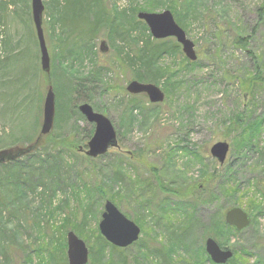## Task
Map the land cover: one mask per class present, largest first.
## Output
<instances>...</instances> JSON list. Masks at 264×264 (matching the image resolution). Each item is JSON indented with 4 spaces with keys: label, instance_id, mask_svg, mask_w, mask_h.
I'll return each instance as SVG.
<instances>
[{
    "label": "rangeland",
    "instance_id": "rangeland-1",
    "mask_svg": "<svg viewBox=\"0 0 264 264\" xmlns=\"http://www.w3.org/2000/svg\"><path fill=\"white\" fill-rule=\"evenodd\" d=\"M9 1L0 0V3ZM42 1L43 28L48 50L50 47L51 85L40 72L32 77L37 72H34L36 47L39 70L41 65L31 0H18L17 6H12L2 20L0 14V60L21 51L26 53L15 65L13 61L4 64L0 73V159L6 161L7 157L20 156L39 137L48 87L58 88L62 96V111L56 106L53 131L40 140L41 158L35 165L37 168L39 163L47 162L43 166L42 186L34 193L33 189L28 190L32 194L27 199H19L12 181L16 168L5 169L4 161L0 163L3 197L0 264H68L66 236L70 231L86 243L90 252L88 264H214L206 253L208 238L233 252L236 261L227 264H244L248 254L251 262L264 264V198L246 186L254 179H262L261 169H255L264 163L240 148L237 134L229 140L223 138L230 118L241 113L247 122L264 117V86L254 95L248 92L247 95L240 84L255 73L256 63L264 70V23L258 20V9L264 0H203L207 19L202 17L193 24L186 19L182 27L198 54L194 70L186 69V61H190L182 49L181 53L162 61L157 82L152 84L164 92L165 101L154 107L147 96L139 95L134 100L144 104L145 109L135 108L132 114L117 108L122 99L119 92L123 93L124 89L127 93V86L135 80L134 71L117 63L123 50L113 35L115 28L108 26L89 48L75 50L71 57L62 52V42L57 37H49L47 29L57 24L59 15L53 0ZM104 3L115 26L127 33L131 44L143 38L147 40L150 35L138 24L140 12L166 11L162 8L164 0H104ZM92 17L93 14L91 20ZM218 26H222V34L217 31ZM240 34L251 39L248 53L233 43L234 37ZM103 40L110 49L107 55L99 51ZM110 63L114 65L111 67ZM96 64L106 66L100 77L92 74ZM179 68L186 69L187 79L181 89L169 94L171 89L167 84L178 82ZM233 77H239L240 82ZM70 78L94 82L93 92L89 94L94 98V105L89 104L110 119L117 131L119 149H111L96 159L79 151L81 147L87 148L95 127L78 110L85 95L68 93L71 84H78L75 80L76 83H70ZM55 138L66 139L59 142L64 147L51 145L58 143ZM68 141L74 142L68 144ZM224 141L230 144V152L224 168H220L210 150L214 144ZM55 167L60 171L59 178L53 175ZM117 169L124 172V182L112 180ZM212 176L216 177L217 184L207 183ZM138 179L150 186L145 194L136 186ZM231 179L238 181L241 193L232 198L224 191L220 195L218 182L228 183ZM31 180L35 182L34 178ZM56 188L57 197L50 198ZM192 194L197 201L187 203ZM107 201L141 229L138 244L128 248L123 259L110 247L100 246L98 225ZM179 206L192 208L200 226L190 223L183 231V214L176 212ZM233 207L244 210L252 220L251 226L240 233L218 226L221 215L225 218ZM11 231L20 235L14 236ZM11 246L14 253L8 254L6 260L2 252ZM157 248H162L165 260L152 251Z\"/></svg>",
    "mask_w": 264,
    "mask_h": 264
},
{
    "label": "trees",
    "instance_id": "trees-1",
    "mask_svg": "<svg viewBox=\"0 0 264 264\" xmlns=\"http://www.w3.org/2000/svg\"><path fill=\"white\" fill-rule=\"evenodd\" d=\"M164 1H165V4L162 5V8L166 10H170L175 17L176 22L181 27H183L187 23V20L193 24L197 19L206 17L204 13V10H206V8H205V3L203 2V0H164ZM18 3H19L18 0H10L7 3H0L1 20L4 18V14L7 13V11L10 10L12 6L16 7ZM53 3L57 9V15H59V17H57L56 19L57 24H54L51 30L47 29V33L50 38L53 37V35L57 37L62 42V46H63L62 52L64 53L66 52V54L71 57L73 56V52L76 53L77 50H79L80 48L82 49L89 48L92 45V42L94 41V39L98 37L99 33L102 31H106V28L108 26H110L111 28L112 27L115 28L113 31V35L117 38L118 42L121 43L122 45L123 52L120 55H118L117 63L120 65L121 68H127L131 72L134 71L133 79L139 82L156 83L157 78L160 74L159 73L160 70L158 66L162 63V61L168 60L170 56L181 53V46L176 42L175 39L155 40L149 34H148L147 40L143 38V39L138 40L136 44H131L129 42V37L127 33L121 27L115 26L113 17L111 16L110 12L106 9L104 0H53ZM92 14H93V17L91 20ZM258 16H259V19H258L259 22L264 23V1L258 9ZM206 19L207 18H205V20ZM138 24L143 25L146 31L149 32L144 22L140 21ZM217 31L220 34H222L223 33L222 26H218ZM57 32H58V36H56ZM30 34L32 36V42L33 44H35L34 35L32 32H30ZM250 40L251 39L249 37H244L243 35L240 34L234 37L233 43L234 45L240 47L241 49L245 50L248 53L249 51H247V48L249 47ZM36 50H37V54L34 57V63H35L34 72L36 71L37 72L32 77H36L37 76L36 74L40 72L42 73V76L45 79L46 83L48 85H51L50 80H51L52 75L45 74L42 71V68H40L39 70L38 47H36ZM49 51H50V47H49ZM22 55L25 58L26 53H23V51H21L14 56L12 55L6 56L4 59L0 60V73L4 70V64L6 65L7 63L13 61L15 65L16 63H18V59H20ZM88 55H90V53H88ZM184 61H186L185 58H184ZM186 64L189 67V69L188 67L186 68L188 71L194 70L195 62L193 63V62L186 61ZM257 64L258 63H256L257 68H256L255 73H253L250 78L246 79L245 77V81L240 82L239 77L232 78L233 80H237L240 82L241 87L246 92V94L248 92L249 94L254 95L255 91L259 87L264 86V70H262L260 65H257ZM40 65H41V61H40ZM109 65H111L112 67L114 63H110ZM95 67H96V71L92 72V74H96L98 75V77H100L101 76L100 72L102 71V69H105L106 66H101L99 64H96ZM186 69H183V70L180 69L178 75L176 76L178 78V82L176 84H174L173 82L170 84H167L169 89H171V92H169V94L170 93L174 94L177 92V90H179V88L181 89L182 84L185 83L187 79ZM74 80L70 78L69 82L70 83L78 82V84H76L75 86L71 84L70 88H68V90L70 91L68 93L70 95L72 94L80 95V97H82V93H83V96L84 95L85 96L83 97L84 99L81 101V103L93 104L94 98L92 96L90 97L89 94H92L93 92V89H91V87H94L93 85L94 82L91 83L89 79H86V78L75 80L76 82ZM122 91L123 93L119 92V96L122 99L119 105H117L118 109H122V111H128L130 114L134 113V111L136 110L135 108L140 109V110L145 109L144 104H141L137 102L136 100H134L135 97H138V96L128 97L127 95L129 94L124 92V89H122ZM54 92L56 94L57 109L61 112L62 109L60 106V98L62 96L60 95V91L58 88H55ZM155 106L156 105H154V107ZM75 112L78 116H80L78 110H75ZM244 118H245L244 113H241L234 118L233 117L230 118V123L228 125V128H226L227 129L226 134L223 136V138H225L226 140L227 139L229 140L233 134L234 135L237 134L239 136L238 140L241 141L240 148L250 151V153L256 155V157L260 158V160H262V162L264 163V117H259L252 122H247L245 121ZM144 124L145 126H147L146 125L147 123H144ZM239 131L240 133H236ZM55 140L58 143H53L51 145H60V147H64L63 146L64 144L61 145V143L59 142H62L63 140H66V139L55 138ZM73 142L74 141H68V144H72ZM42 146H43L42 144L37 143V139H36V141L31 143L29 147H27L26 149H23L24 151L20 154V156L18 157L16 156L13 158H11L12 156L7 157L6 161L4 162V164H6L4 167L5 169L11 168V167L16 168L15 170L16 172L13 174L14 180L12 181H13V184L16 185V192L18 193L17 195L19 199L26 198L27 195L30 196L40 187V185L42 186L43 184V181H42L43 166L47 162L39 163L37 168L35 165L38 162H40L41 155L38 150ZM184 150L188 154L192 153L191 151H188L186 149ZM35 157L37 160L33 162L31 159ZM54 163L57 164L56 159ZM220 168H224V166ZM259 169H261V172L263 173L262 179H259V180L254 179L248 182V184L246 185L248 188L247 187L246 188L250 190L251 192L253 191L258 196H261V198H264V166L256 167L255 170L258 171ZM59 172L60 171H58V169L56 168L55 173L53 175L58 176ZM33 178L35 179V182H32L31 179ZM57 178H59V176ZM124 178H125L124 172L121 169L120 170L117 169L113 173L112 180L117 181V182H124L125 181ZM213 179L215 181H212ZM232 179L228 181L229 185H227L228 183L226 182L225 183L222 181L218 182V184H220L219 186L220 190L218 191L220 195L222 194L221 191L222 192L224 191L226 196L232 198V196L241 193V189H240L241 187L238 184V181H236L235 179L234 180ZM211 182H214V184H217L216 183L217 180L215 176H212L211 180L208 181L207 183L211 184ZM137 183L138 184L136 186L138 187L139 190H141L139 192H144L143 194H145L147 189H149L150 187L149 184L146 183V181L141 182V180L139 179L137 180ZM225 186H227V188ZM31 189H33L32 193L28 191ZM58 191L59 190L56 188L53 191L52 196H50V198L52 197L56 198ZM176 194H179V191ZM185 195L186 194L182 196L185 197ZM255 197L257 198L256 195ZM196 198L197 197L194 194H192V196L188 198L187 203H190L191 200L197 201ZM216 200L219 201V199H216ZM1 201L3 202V197L0 193V202ZM13 203H15V198L13 199ZM202 204L203 203H200V205ZM179 207L181 208L179 209ZM179 207L176 209V212L180 215L183 214L182 221H181L182 223L181 229L184 228L183 231H185L187 227L191 225L190 223L198 224L200 226L201 223L195 220L196 215L194 213V210H192V208L189 209V208H186L185 206H179ZM50 208H51V205H50ZM87 213L85 215V218L87 217ZM95 218H97L98 220V214L95 215ZM219 219H221L222 222L221 223L217 222L218 226L220 225L223 229H226L228 231L230 230L235 231L233 228L226 225L225 218L222 215ZM11 233L14 236L20 235L17 231H11ZM215 234L217 235L218 233H215ZM217 236H219V234ZM99 241H100L101 247H110V250L114 254H116V256L119 259L124 258V254H125V251H127V249H119V248L112 246L111 244L107 243L106 240L102 236H99ZM137 244L138 242L135 245ZM152 251H154V253L158 255L160 258L165 260V257H163L164 255H162V248H159V249L157 248ZM2 253H3V257L6 258L7 260L8 254L12 255L14 253L13 246L9 248H4V251ZM250 258H251V255L248 254L247 260H245L246 264H262L261 262H251ZM235 261L236 260L234 257L230 261V263L232 262L235 263Z\"/></svg>",
    "mask_w": 264,
    "mask_h": 264
},
{
    "label": "water",
    "instance_id": "water-1",
    "mask_svg": "<svg viewBox=\"0 0 264 264\" xmlns=\"http://www.w3.org/2000/svg\"><path fill=\"white\" fill-rule=\"evenodd\" d=\"M31 9L32 21L40 50L41 68L45 74L49 75L51 73V58L43 28L45 12L43 1L31 0ZM138 19L146 24L153 39H175L182 47V52L189 61L196 62L198 60L195 44L176 22L172 12L168 10L162 13L140 12ZM99 51L103 55L109 53L110 49L106 41H101ZM126 91L128 94L134 96L146 95L149 102L153 105L162 104L166 99L164 92L152 83H142L137 80L131 81ZM78 110L88 123L95 126L94 135L88 142L87 149L83 147L79 148L81 153H84L88 158L96 159L107 155L111 149L120 148L117 131L108 117L95 112L93 107L88 103L81 104ZM55 116L56 96L53 88L50 86L48 87L44 102L42 126L37 143H40L42 138L50 135L53 131ZM229 152L230 145L226 141L214 144L210 150L211 157L221 167L226 163ZM4 160V158L0 159V163ZM225 222L238 233L246 230L252 224L249 215L239 207H233L227 211ZM99 231L109 244L119 249H126L134 245L141 237L139 226L129 220L110 201L105 203L99 223ZM66 238L68 264H88L90 252L86 243L72 231L67 233ZM205 248L206 253L214 264H227L233 258V252L222 249L213 238L206 240Z\"/></svg>",
    "mask_w": 264,
    "mask_h": 264
},
{
    "label": "bare ground",
    "instance_id": "bare-ground-1",
    "mask_svg": "<svg viewBox=\"0 0 264 264\" xmlns=\"http://www.w3.org/2000/svg\"><path fill=\"white\" fill-rule=\"evenodd\" d=\"M204 208H205V207H204ZM198 220H201V219L198 218Z\"/></svg>",
    "mask_w": 264,
    "mask_h": 264
}]
</instances>
